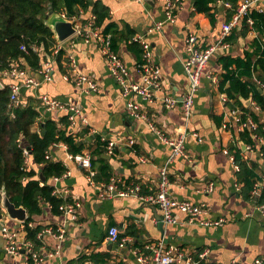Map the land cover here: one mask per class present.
Here are the masks:
<instances>
[{"label":"crops","instance_id":"obj_1","mask_svg":"<svg viewBox=\"0 0 264 264\" xmlns=\"http://www.w3.org/2000/svg\"><path fill=\"white\" fill-rule=\"evenodd\" d=\"M99 1L109 9L106 23L115 25L112 32L117 41V51L127 64L133 80L138 81L141 77L139 58L128 41L129 36L141 34L150 42L154 61L162 71L163 87L158 95L152 101L124 96L99 44L72 37L61 44L65 54L77 59L81 70L99 83L100 90L86 91L73 81L63 79L61 75L67 70L63 60L61 65L57 63L54 81H43L37 88L23 89L22 98L36 100L44 111L43 118L55 119L61 127V119L66 113L40 106L41 96L49 94L65 102L77 103L81 113L76 139L84 144L83 151H90L93 155L95 174L101 167L107 166L110 178L115 176L122 188L141 184L144 194L158 188L160 170L171 153V147L153 128L172 138H179L185 127L188 132H198L202 141L188 133L186 150L189 157L178 156L167 166L170 193L179 200L201 204L206 213L199 220L224 217L226 221L221 226L202 225L199 220L187 223L184 222L186 214L176 212L183 223L160 225L162 211L158 206L133 195L107 193L101 184L107 181H98L77 162L68 160L67 145L57 143L51 149L52 159L66 162L70 173L58 180L56 186L67 199L79 201V219L69 221L61 210L59 214L54 213L45 204L41 214L34 217V224L59 226L65 223L67 238L60 252L53 256L47 254L56 248L59 241L54 236H46L40 245L44 254L41 262H34L24 252L13 256L5 251V240L0 232V264H97L92 255L100 259L98 264H141L136 250L148 256L152 251L150 246L162 240L183 248L194 257L206 252L205 261L208 264H255L257 258L264 257V213L254 201L245 199L237 188L230 149L234 146L244 149V142L238 133L235 135L232 130L223 128L226 120L233 119L223 100V93L218 85L204 77L195 92L193 112L188 122L183 109V98L191 88L183 65L188 58V32H197L205 46L218 40L222 24L233 19L232 6L223 0L216 3L211 12L214 16L212 20L206 13L195 12V0H184L176 22L172 23L165 21L164 0ZM256 7H264V0H258ZM90 13L91 8L77 7V16L83 21ZM160 22H163L160 29L149 32ZM257 35L254 30H248L246 36L240 35L238 42L231 45L229 52L241 54L245 49L251 50L250 45ZM219 55L211 59L207 71L221 73L217 63ZM168 98L176 100V103L168 106ZM131 99L140 104L146 118H132L128 109ZM250 105L255 108V101ZM239 111L242 112L240 108ZM258 112L260 122L264 123V109ZM219 118L222 120L219 121ZM83 119L88 122L86 126H83ZM33 129L38 130L39 125L36 124ZM99 138L116 142L112 154H108L104 147L101 153L103 160L93 154ZM251 157L259 164L258 173L264 181L263 157L258 151L251 153ZM211 182H214V189L207 192ZM3 214L0 225H19V221L8 217L4 208ZM114 226L121 237L131 238L127 245L109 241L108 231Z\"/></svg>","mask_w":264,"mask_h":264},{"label":"trees","instance_id":"obj_2","mask_svg":"<svg viewBox=\"0 0 264 264\" xmlns=\"http://www.w3.org/2000/svg\"><path fill=\"white\" fill-rule=\"evenodd\" d=\"M221 0H195V12L211 13L216 3ZM232 6V13L236 11L239 0H223ZM77 7L91 8L96 15L97 25L103 32L113 34V48L117 50L116 38L112 32L115 25L109 19V9L99 0H0V72L17 64L20 68L38 71L42 59L53 56V50L57 39L54 31L46 23L50 10L57 13H65L71 18L77 15ZM252 19L253 23L248 21ZM254 30L258 35L253 39L251 50L245 49L241 54L223 52L218 56L217 63L221 73L218 74V89L228 97L226 106L229 110L240 108L242 120L251 116L260 122V114L251 105L246 106L244 100L251 98L261 109H264V91L260 82L264 83V11L252 7L244 16L240 25L236 26L229 36L231 44L238 42L241 36H246L248 30ZM129 43L133 51L142 61L143 50L139 42L129 36ZM22 46L25 48L23 49ZM65 50H60L55 59L59 65L65 60ZM44 111L33 98H22L20 104L11 101V89L8 83L0 86V212L3 214L1 204L3 189L12 203L17 207L27 209L28 217L24 221L27 237L35 243L36 248L41 242L37 233L45 226L35 224L34 217L41 214L43 206L48 204L54 213H60L59 206L63 202L62 197L54 193L53 177L62 176L67 172L66 162L62 160L47 159L46 155L54 144L64 143L70 153L76 154L82 151L83 143L78 142L76 135L70 128V119L64 115L61 119L63 126L52 118H43ZM222 118H219V121ZM232 132L246 145H253L261 153L264 159V145L257 147V140L253 132L245 129L238 132L233 126ZM38 124L39 129L33 127ZM258 134H264V123L260 124ZM107 142L99 138L95 155L103 160L101 153ZM231 154L240 169L236 171V182L241 185V194L245 199L252 200L257 206L264 205V181L258 173L259 164L254 159L247 161L242 157V149L239 146L231 147ZM29 154V161L26 160ZM95 163V161L93 160ZM110 174L107 166L101 167L95 174L98 181H109ZM261 181V195L253 196L255 183ZM142 193L143 189H142ZM147 194V193H145ZM5 210V209H4ZM97 255L91 258L98 264Z\"/></svg>","mask_w":264,"mask_h":264},{"label":"built area","instance_id":"obj_3","mask_svg":"<svg viewBox=\"0 0 264 264\" xmlns=\"http://www.w3.org/2000/svg\"><path fill=\"white\" fill-rule=\"evenodd\" d=\"M257 2L258 0H239L233 19L222 24L219 39L207 44L206 46L197 32L189 30L186 39V51L188 53V58L183 64L184 70L191 83L189 93L183 98V109L186 122L189 121L190 116L192 115L195 92L201 85L203 78L206 77L210 79L211 82L216 85L219 82L218 74L207 71L206 68L209 62L215 55L223 52H229L232 45L228 41L229 36H231L234 28L241 24L244 16L249 13V10L252 7L257 8L260 11H264V7H256ZM164 4L166 14L165 21L172 23L176 22L179 12L183 8L184 0H164ZM226 4L231 6L228 2H226ZM63 15L66 17L64 13ZM70 19L73 20L76 27V33L73 37L76 39H82L86 42L96 41L99 44L101 52L107 60L109 69L114 78L119 82L124 96L141 97L151 101L154 100V98L158 95V92L161 91L163 87L162 71L160 66L154 61L153 49L146 36L139 34L133 37L134 40L140 43L143 50L142 61L138 64V71L140 72L141 78L137 81L132 79L127 64L119 52L113 48V34L103 32L102 27L97 25L96 15L93 12H91L84 21L77 15L71 17ZM248 22L250 24L253 23L252 19H249ZM162 24L163 22L156 24L153 28L149 29V32L160 29ZM61 44L62 43H59L54 47L53 56H48L42 59L38 71H31L29 69L20 68L17 64H12L10 68L0 72V86L3 87L4 84L8 83L11 89L12 103L16 105L20 104L23 89H34L37 88L43 81L51 82L55 80L57 67L55 56L59 54L61 49L63 50V46ZM22 48L24 49L25 47L22 46ZM64 57L65 60L63 62L66 61L67 70L61 75L63 79L73 81L78 87L86 91L98 92L100 90L99 83L88 73L81 70L78 61L74 56L66 53L64 54ZM37 75L41 76V78H38ZM259 84L264 91V83L260 82ZM223 100L225 103L228 100L225 93H223ZM166 101L168 106H173L176 103V100L170 98L166 99ZM40 106L49 110H63L66 115L69 116L70 128L76 135L79 128L78 116L81 113L77 103L69 101L65 102L52 97L49 94H43L41 96ZM128 109L132 118H146V115L141 112L140 104L132 99L128 101ZM255 109L257 111L261 110L260 106L256 103ZM229 114L232 115V118L236 122L235 127L238 132L249 129L253 132L254 138L257 140L256 146L259 148L261 145H264V134H258L261 122L255 121L251 116H248L246 120H242V112L239 111V108L229 110ZM82 123L83 126L88 124L85 119H83ZM223 128L231 130L232 125L230 119L223 123ZM153 131L171 147L170 156L166 164L160 170L161 179L158 188L154 191L148 192L147 194L142 193L143 188L141 184H135L128 189H124L120 186L119 180L115 176L110 178L107 183L102 182V187L104 186L107 193H114L120 196L133 195L158 206L162 211L163 221L166 225L183 223L176 216V212H183L186 214L187 218L184 222L192 223L199 220L201 215L206 213L205 208L201 204L193 202L192 200H179L171 195V181L169 180L167 166L178 156L189 157L186 150V139L188 137V133L197 137L199 141H202L203 138H201L199 133L196 131L188 132L189 130L187 127H185L184 132L180 134L179 138H172L160 129L158 130L156 127L153 128ZM103 141L107 142L105 146L107 153H114L116 142L104 139ZM131 141L133 144L134 141ZM255 148L256 147L251 144L245 145V148L242 149L243 159L247 161L253 160L251 153L258 151ZM26 155V160L29 161V154L27 153ZM46 158H52L51 151L47 153ZM231 158L233 160L235 171H238L240 167L235 163L234 156L232 154ZM67 159L77 162L82 168L86 169L91 176L94 177L95 172L93 170V155L90 151L82 150L76 154L69 152ZM69 173L70 171L67 170V172H65L62 176L53 177V181L55 182L53 183L54 193L60 197L63 192L56 186V182ZM237 188L241 190V185L237 184ZM261 188V181L256 182L253 189V196L258 198L261 195ZM213 189L214 182H211L206 188V191L211 192ZM62 199L63 202L59 206V209L65 214L69 221H77L79 219V201L69 200L64 195H62ZM257 207L264 213V205H259ZM2 217L3 215L0 212V219H2ZM225 221L226 219L224 217H220L201 219L198 222L206 226H221L225 223ZM34 225V222H30L29 224V226L32 227ZM0 232L4 237V247L8 254L16 256L24 252L28 258H31L36 263H39L44 259L43 249H41V247L36 248L33 240L27 237L28 235L24 222H20L16 227L2 223L0 225ZM108 232L110 242H117L121 246H125L131 241L130 237H121L118 228L115 226L109 228ZM46 236H54L59 241L56 248L53 251L47 252V254L49 256L58 254L64 240L67 238V228L65 227V223L59 226H45L37 233V238L40 242H43ZM150 248L152 251L148 256L136 250L139 254L138 260L141 264H172L174 262H180L182 264H208L205 261L206 252H202L198 257H194L192 254L187 253V251L177 245L167 244L165 240L150 246ZM263 263L264 257H260L255 260V264Z\"/></svg>","mask_w":264,"mask_h":264},{"label":"water","instance_id":"obj_4","mask_svg":"<svg viewBox=\"0 0 264 264\" xmlns=\"http://www.w3.org/2000/svg\"><path fill=\"white\" fill-rule=\"evenodd\" d=\"M46 23L54 31L55 38L59 43L65 42L69 38L73 37L74 34L76 33V27L73 20H71L68 17H65L63 13H57L54 12L53 10H50L46 18ZM244 101L246 102L247 106H249L252 102V99L249 98ZM242 144H243V148H245L246 144L245 143ZM1 204L5 209L8 217H10L11 219L20 222H24L27 219L28 217L27 209L24 208L23 206L17 207L14 203H12L8 198V196L6 195L5 189H3ZM161 224L164 225L163 216L160 225Z\"/></svg>","mask_w":264,"mask_h":264},{"label":"rangeland","instance_id":"obj_5","mask_svg":"<svg viewBox=\"0 0 264 264\" xmlns=\"http://www.w3.org/2000/svg\"><path fill=\"white\" fill-rule=\"evenodd\" d=\"M7 214V213H6Z\"/></svg>","mask_w":264,"mask_h":264}]
</instances>
